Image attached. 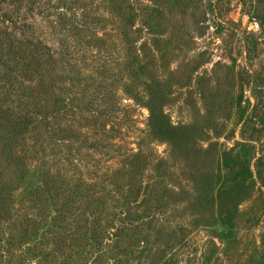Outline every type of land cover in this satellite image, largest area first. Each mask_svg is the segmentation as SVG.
Instances as JSON below:
<instances>
[{"label":"rangeland","instance_id":"obj_1","mask_svg":"<svg viewBox=\"0 0 264 264\" xmlns=\"http://www.w3.org/2000/svg\"><path fill=\"white\" fill-rule=\"evenodd\" d=\"M62 16L98 25L74 45ZM0 21L55 60L24 84H53L38 134L0 86L24 223L0 219V264H264V0H0Z\"/></svg>","mask_w":264,"mask_h":264},{"label":"trees","instance_id":"obj_2","mask_svg":"<svg viewBox=\"0 0 264 264\" xmlns=\"http://www.w3.org/2000/svg\"><path fill=\"white\" fill-rule=\"evenodd\" d=\"M95 22L97 23L96 25H98V20H96ZM88 25L85 24L84 21L76 20V18L74 17L67 18L65 16H62V19H60L59 22L60 34H62L61 36L64 37H66L67 35L76 37V35H80L84 31H94L93 27L96 25ZM61 40V48L59 53L56 55V57H58L59 59V65L58 69H55L54 71H58L61 74L65 73L70 75L73 74L74 67L72 62L75 60V55L72 56L73 54L69 52L68 44L67 42H65V38H61ZM83 41V39H79L76 37L77 43L74 41L72 42L74 45H82L84 44ZM51 63L54 64L55 60L54 55L51 54L48 47L43 45L41 42L26 39L20 33L19 36H16L10 31V27L6 26L4 21H0V86H2L4 90V97H8L14 104L20 106V110L22 111L23 115L22 117L16 118L13 126L16 135L24 140L26 137L24 134L30 131L33 132L37 130L38 134L39 129L44 128V125L47 127V121L50 113L47 111V107L41 101H44L46 103V95H49L48 92L51 93V91L53 90V84H50L45 92L42 93V98L40 96L41 93H38L39 95L36 94L34 96V87H24V84L26 83L28 85H31L35 84V80L41 81V79H39V72H42V68H44L45 71V67ZM59 82H61V80L55 83ZM69 92L71 91L67 90L68 96L70 94ZM5 102L6 101H4V98H0V110L3 104H6ZM12 102L11 104H6V106H11ZM37 105L41 110V115L35 112V106L37 107ZM89 105L92 106L93 103L91 104L90 102ZM68 107H71L74 112H88L86 111V108H82L78 104L69 105ZM91 111L92 113H94L93 110ZM7 115L8 116L3 117L4 121L11 118L10 114ZM49 129L51 130L50 127ZM1 174L2 172H0V176ZM3 195V190L0 189V197H2ZM13 211H15L13 203L11 202L8 195H5L2 200L0 198V219H10L14 221V224L22 226L24 223L20 221V218L16 214V211L14 213ZM57 221H60L59 224L63 223L65 221V215L58 214ZM73 236L74 234H70L69 231L67 238ZM52 242L53 245L55 242L54 236H52Z\"/></svg>","mask_w":264,"mask_h":264}]
</instances>
